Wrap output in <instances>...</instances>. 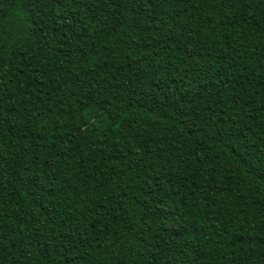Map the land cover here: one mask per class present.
Returning a JSON list of instances; mask_svg holds the SVG:
<instances>
[{
  "label": "trees",
  "instance_id": "1",
  "mask_svg": "<svg viewBox=\"0 0 264 264\" xmlns=\"http://www.w3.org/2000/svg\"><path fill=\"white\" fill-rule=\"evenodd\" d=\"M0 264H264V0H0Z\"/></svg>",
  "mask_w": 264,
  "mask_h": 264
}]
</instances>
